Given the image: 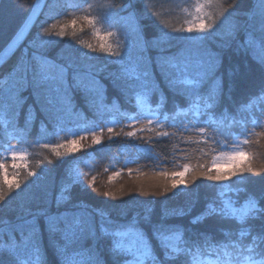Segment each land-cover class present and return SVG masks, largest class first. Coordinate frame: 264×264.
<instances>
[{"label": "snow or ice", "instance_id": "1", "mask_svg": "<svg viewBox=\"0 0 264 264\" xmlns=\"http://www.w3.org/2000/svg\"><path fill=\"white\" fill-rule=\"evenodd\" d=\"M143 4L142 13L128 11L132 8L131 0L127 4L115 2V0H38L32 7L23 25L13 37L11 44L5 51H11L18 46L29 34L30 29L36 23L37 18L47 7L48 11L43 13L45 20L51 18L53 22L48 26H43L41 21L40 32L37 38L29 42V46L36 49H45L56 42L55 38L69 36L70 43L89 49L90 52H82L87 59L95 58L93 53H106L109 57L118 58L123 69V77L129 81H136L138 84H129L134 89L136 111L132 113L121 112L116 101L111 106L104 103L103 89L99 82L91 75L74 73V87H83L86 92L96 93L92 105L95 107L96 120L87 121L79 112L74 111L72 103L71 88L67 83V72L72 68L73 62L66 65H57L42 55H32V61L38 65V70L32 72L31 80L28 79L30 62L22 58L12 77V84L4 89L9 93V97H15L23 87H31L33 93L40 102L42 111L49 113L52 131L48 132L44 123L41 122V134L33 140H29L30 125L34 118L33 110L29 109V117L23 129L16 125V111L14 105H0V204L6 197H10L13 192L21 190V185H28L25 181L29 177H34L32 183L43 178L48 169L45 167L37 174L34 168H29L27 157L30 154L29 148H42L50 150L55 157L60 158L79 151L83 145L80 141L91 136L92 144H100L103 138L105 127L103 125H116L121 120L127 119L132 122V131L124 133L126 137L137 136L138 131H144L145 127L136 128L137 123L145 122L148 130H152V125L162 128L164 124L172 127L180 126L183 131H194L199 139H187L197 145L203 144L208 148L206 153L200 149L201 155H208L216 152L217 147L228 149L219 151L212 156V166L205 169L204 165L190 166L185 163L182 170L169 173L160 172L162 177H170V187L166 185L164 192L170 189H177L184 185L186 190L188 180L185 178L190 171L193 172L192 180L197 178L196 168L200 177L208 181L224 182L230 181L233 176L238 177V181H243L242 173L245 171H257L250 163L245 164L249 158V153L244 151L242 146L249 145L254 135L264 136V132L256 133V128L264 129V108H260L255 103L264 99V86L261 87L256 96L249 97L247 102L233 104V110L224 107L221 109V97L224 92L223 79L215 75L219 68V59L216 54L205 51L198 52L195 57L180 54L169 57H158L157 62L162 71L166 67L171 71L163 72L168 87L184 98L182 105L173 101L171 109H168V98L151 78V73L147 68L145 58L137 55L132 59L133 49L137 53L146 51L148 44L159 46L167 44L172 40H184L190 46L199 48L201 42L211 35L215 30L217 21L224 17L227 19L235 13L236 0L231 4H225V0H166L168 7L161 11L162 7L158 0H139ZM257 7L260 9L259 27H253L249 22L254 19L252 13H246L248 21L243 24H234L233 31L243 30L245 39L240 47L260 46L264 47V0H259ZM128 12L127 15L122 13ZM177 12L184 16L183 22L173 23L171 13ZM227 14V16H226ZM142 19H151L155 22L159 35L152 41H145L143 30L140 24ZM223 23V21H221ZM87 25L92 30V34L97 38L98 43L93 45L78 37V32H83ZM99 26V27H98ZM185 33L195 35L186 36ZM258 33V35H257ZM231 34V32L229 33ZM115 37V42H108ZM123 37V39H121ZM163 51V48H161ZM187 51H191L189 48ZM27 49L25 50V56ZM55 68V74L50 72ZM211 77V87L208 91L202 92V85ZM8 78L0 80V86L6 83ZM87 81V83H85ZM17 85L20 87L18 88ZM231 89L229 88V92ZM153 93H159V101L155 107L149 102ZM16 101L15 103H20ZM255 108V110H254ZM71 118V120H69ZM82 121V122H81ZM73 127L69 128L68 124ZM238 129V131L236 130ZM83 132L85 135H80ZM109 139L115 133L113 127H107ZM61 133L71 135L73 138L64 140ZM158 137H170L175 133L159 131ZM244 139H240V136ZM221 137L231 138V144ZM55 138L58 143H43L44 139ZM17 141L16 144L11 141ZM151 140V138H149ZM141 152L153 154V149L149 144H145L139 149ZM158 158V157H157ZM36 161V167L44 164V160ZM6 160H11L13 171L9 173ZM19 161V163H18ZM52 161L49 159L48 164ZM221 163L234 165L228 172L221 170ZM19 169H24L25 175L21 179ZM131 173V169H129ZM87 173L79 168L68 173L67 182L62 184L61 200L70 199L71 188L75 184H83ZM95 177H92L90 184H95ZM87 187V185H84ZM219 191L217 197L209 201L204 210L194 216L190 224L196 226L205 220L216 217L221 223L220 233L223 240H216L208 232H193L192 228L181 224H168L165 221L170 216H184L191 212V207L187 209H175L166 211L157 223H152L149 214L143 217V222L149 226L145 232L140 226L138 218L121 224L113 220L104 210H94L100 217L99 233L100 237H110V253L113 257H121L122 260H115L113 264H264V195L257 198L254 194H247V199L241 206H237L236 201L225 198L227 193L246 192L244 188H233L230 184L220 183L217 185ZM163 194V193H161ZM19 195V192H17ZM106 197L115 198L116 193L107 191L103 193ZM217 200L219 202H217ZM83 211L66 212L58 215H47L46 213L31 214V220L24 219L22 224L9 225L8 221H0L7 226L8 241H0V250H5L12 257V264H43L42 253L39 247V231L36 226V215L46 216V225L49 232L62 231L66 241L64 247L57 249L63 260V264H103V261L89 250L85 258L82 252H73L70 256L66 254L67 248L85 238L91 236L94 240L96 226L93 223L92 213L87 211V206L76 205ZM261 220L259 229L252 221ZM63 228H60V224ZM27 230V235H25ZM19 231L20 241L17 242L14 235ZM31 250V257L24 259L21 251ZM76 257H80L79 260ZM0 264L4 261L0 259Z\"/></svg>", "mask_w": 264, "mask_h": 264}, {"label": "trees", "instance_id": "2", "mask_svg": "<svg viewBox=\"0 0 264 264\" xmlns=\"http://www.w3.org/2000/svg\"><path fill=\"white\" fill-rule=\"evenodd\" d=\"M97 1L102 2V0ZM34 2L35 0H0V52L22 26ZM115 2L127 4L129 0H115ZM232 2L233 0H225L226 5ZM131 3L132 8L128 11H135L138 14L142 13L143 4L139 0H131ZM158 3L162 5L158 9L161 11L169 6L166 0H158ZM258 3L259 0H236L234 15L227 19L221 17L217 21L215 30L211 35H207L199 45V48L188 45L184 40H172L159 46H152L149 43L143 53H137L133 49L132 59L135 60L137 55L145 58L152 80L159 87L160 92L168 98L166 106L168 109H171L173 101H177L182 105L185 101L183 97L175 95L168 87L163 72L171 70L165 67L162 71L157 58L175 56L182 51L185 55L190 54L193 57L198 52L203 53L205 51L217 55L220 63L215 75L222 77L224 86V92L221 97V109L227 107L229 111H232L233 104L247 102L249 97L257 95L261 87L264 86V47L256 45L240 47L244 42L245 33L243 30L233 31L232 26L248 21V16L245 14L252 13L254 19L249 23L253 27L258 28L260 21ZM47 11L48 9L45 7L43 13ZM122 14L127 15L128 12L126 11ZM171 15L174 18L173 23L179 24L184 20V16L177 12H173ZM41 21H44L43 26L45 27L53 22L51 18L45 20V16L42 14L28 38L0 68V80L8 78L7 82L0 86V105H14L17 113L16 125L21 129L25 127V122L29 117V109L33 110L34 118L30 125L29 140L34 141L41 134V122L44 123L48 132L52 131L49 113L41 109L44 100L41 98V101L38 102L31 87H23L18 92V95L12 98L9 97V93L4 91V89H7L12 84V75H14L22 58H26L30 62L31 67L28 72V79L29 81L31 80L32 72L38 70V65L32 61L33 54L42 55L57 65H66L69 61L73 62L74 66L67 72V83L71 88L74 111L81 113L87 121L97 119L95 107L92 105L96 93L86 92L83 87H74L73 75L77 72L85 75L90 74L92 78L99 82L100 87L103 89L104 103L106 105L111 106L115 100L121 112L132 113L136 111V102L133 96L134 89L130 88L129 84H138V82L129 81L123 77L122 65L118 62V58L109 57L106 53H93L92 55L95 58L87 59L82 55V52H90V50L76 44L75 41L70 43L71 38L69 36L55 38L56 42L45 49L30 47L29 42L35 40L40 32ZM140 24L145 41L150 42L159 35L153 20L142 19ZM230 32L231 34H229ZM184 35L191 36L194 34L185 33ZM78 37L86 42H91L93 45L98 43L97 38L92 34L91 28L87 25H85L83 32H78ZM161 48H163V51H161ZM189 48L191 49L190 52L187 51ZM26 49L27 55L25 56ZM50 72L55 74L56 69L51 68ZM214 78H209L202 85V92L209 90ZM17 87L19 88L20 86L17 85ZM229 88L231 89L230 92ZM17 100L21 102L15 103ZM158 101L159 93H153L149 98V102L153 107ZM255 103L258 107L264 108V99ZM131 124L132 122L127 119L121 120L116 125L109 124L105 126L101 124V126L105 127V131L100 144H92L91 136L89 135L85 140L80 141L84 147L79 151L60 158L55 157L47 149L39 147L29 148V153H36L27 157L29 168H34L37 174L45 167L48 171L42 179L37 180L35 183L31 182L35 178L29 177L25 181L28 186L25 187L22 184L21 190H17L19 195H17V192H13L10 197H6V200L0 204V221H8L9 225L15 226L22 224L24 219L31 220L33 218L32 215H26V213H46L47 215L55 216L66 212L83 211V209L75 206L86 205L87 211L92 213L98 239L94 240L91 236H85L82 240L71 244L67 248L66 254L70 256L73 252H82L86 258L89 250H92L103 261V264H113L114 259L122 260L123 258L113 257L110 253V237H100V217L95 214L94 210L102 209L106 211L111 219L119 221L121 224L131 221L133 218H138L139 226L145 232H148L149 226L143 222L146 210L151 222L157 223L166 211L171 212L175 209H185L187 211L191 207V212L187 215L170 216L165 222L190 227L193 232H208L216 240H223L224 237L220 233L222 225L216 217H211L196 226L190 224L191 219L203 211L209 201L216 198L210 197L201 182H197L193 189L194 193L189 197V194L187 195L189 185L183 191L180 188L181 186L177 189H170L166 193L160 192L158 189L159 186L164 188L161 186V179L163 178L159 175L160 172H175L177 162L179 166L183 162L190 166H197L196 161H187L180 153L184 151V155L197 154L196 144L187 139V137H192L193 140L199 139L196 133L194 131H183L180 126L172 127L169 124H164L162 128H157L153 124L151 126L152 130H148L145 122H141L137 123L135 127H145V130L138 131L136 137L129 138L124 133L133 130V127L130 126ZM68 127L72 128V123H69ZM107 127H113L114 132L120 133V135H112V138L109 139ZM236 130L238 131V129ZM159 131H168L169 133H175V135L158 137L156 133ZM60 135L64 140L73 138L70 134L61 133ZM80 135H85V133L81 132ZM221 139L231 144V138L221 137ZM240 139H244V137L241 135ZM58 142L61 141L51 138L44 139L40 143L55 144ZM11 143L16 144L17 141L13 140ZM145 144L151 146L153 154L139 151ZM251 147L253 146L251 145ZM217 150H221V148L217 147ZM45 157L47 159L44 160V164L36 167V161ZM254 158L257 163L253 167L259 170L258 180L252 181L251 179L254 178L250 177L249 175L251 174L247 171L244 174L245 180L240 188H244L247 192H251L259 198L264 195V150ZM49 159L52 161L51 164H48ZM5 163L8 165L9 173H11L13 171L10 166L11 160H6ZM77 168L87 173V176L84 177L83 184L73 185L70 194H66L70 195V199L61 200L62 184L67 182L68 173ZM129 169H131V173H129ZM200 170V168H196V173ZM19 171L21 179H23L25 171L24 169H19ZM92 177L96 178L95 184L89 183ZM166 178L164 177V179ZM84 185H87V187ZM145 186L149 187V189L144 188L142 190ZM107 191L116 193L115 198L104 196L103 193ZM124 192L129 193L126 194ZM217 202L219 201L217 200ZM243 202L242 198L238 199L237 206H241ZM261 207H264V203L261 204ZM252 223L259 229L262 221L255 220ZM36 226L39 231V247L43 264H63V260L57 251L59 247H64L66 244L62 231L49 232L45 215H36ZM60 228H63L62 223ZM14 235L17 242H19V231L15 232ZM25 235H27V230H25ZM8 239L7 226L0 223V241L7 242ZM21 257L29 259L31 250H22ZM0 259L4 261V264H12V257L5 250H0ZM76 259L79 260L80 257H76Z\"/></svg>", "mask_w": 264, "mask_h": 264}, {"label": "rangeland", "instance_id": "3", "mask_svg": "<svg viewBox=\"0 0 264 264\" xmlns=\"http://www.w3.org/2000/svg\"><path fill=\"white\" fill-rule=\"evenodd\" d=\"M97 2L99 3V1H97ZM121 39H123V37H121ZM108 42L114 43L115 42V37L110 38ZM12 77H13V75H12ZM9 87L10 86H8L7 88H9ZM255 132L258 134L260 132H264V129L257 128V129H255ZM251 145L253 147H251ZM201 148H203L206 153L208 152V148L205 145H203V144L197 145L196 144V150H197V154L196 155H193L192 153H190V155H184L183 154L184 151L180 152V153L182 154L183 158H186L185 160H187V161H196L197 162L196 165H204L205 169H207V168H210L212 166V156L217 155V153L219 151H227L228 150V149H221V150H217L214 153L212 152V153H210L208 155H201V152H200ZM242 148H243L244 151H247L250 154L249 158L246 160L245 164H249L250 163L252 166H255L257 162H256V159L254 157H257L259 155V153L264 150V136L254 135L252 137V142L249 145H247V147H246V145H243ZM185 160H183V161H185ZM184 163L185 162H183L182 165ZM182 165L179 166L178 162H177V165H176L177 168L175 169L176 170L175 172L181 171L182 170ZM219 167L221 168L222 171L228 172L231 168H234V165L221 163L219 165ZM245 172H247V171H245ZM245 172L242 173V176L244 177L243 181L245 180V175H244ZM258 173H259V170L255 171V172H250L251 175H249V176L254 178V179H251L252 181L258 180L257 179L258 175H259ZM193 174H194L193 172H189L188 174H186V177H185L188 180V184L187 185H189V190H187V195L189 194L188 197L191 194L194 193L193 189H194V186L197 184V182H201L202 183V185L206 188V191L210 194V197H212V198L217 197V192L219 191L217 185L220 184V183L230 184L233 188H237V187L240 188L241 184L243 183V181L242 182L238 181V177L237 176H233L230 181H224V182L208 181L206 178L200 177L198 175V173H195L197 175V178L195 180H192ZM162 178L163 179H161V181H162L161 186L165 187L166 184H168V186L170 187L171 178H169V177H167L166 179H164V177H162ZM164 182H165V184H164ZM144 188L149 189V187L145 186V187H143L142 190H144ZM180 188L183 189L184 185H181ZM158 189L160 190V192H164V188H161L159 186ZM124 193L128 194L129 192H124ZM247 194H253V193L247 192V191L246 192H241V193H234V192L233 193H227L225 198L226 199L227 198H231L232 200L236 201V204H237V201L240 198H242L243 201H245L247 199Z\"/></svg>", "mask_w": 264, "mask_h": 264}, {"label": "water", "instance_id": "4", "mask_svg": "<svg viewBox=\"0 0 264 264\" xmlns=\"http://www.w3.org/2000/svg\"><path fill=\"white\" fill-rule=\"evenodd\" d=\"M38 2V0H35L34 2V5ZM45 2L47 3L48 0H45ZM33 5V6H34ZM45 9V8H44ZM43 9V11H44ZM43 13V12H42ZM41 13V14H42ZM41 14L39 15V17L41 16ZM39 17L37 18L36 22L38 21ZM36 24V23H35ZM35 24L33 25V27L35 26ZM23 25V24H22ZM33 27L30 29L29 31V34L31 33ZM21 28V27H20ZM19 28V29H20ZM18 32V31H17ZM29 34L27 35V37L29 36ZM16 35V34H15ZM14 35V36H15ZM13 36V37H14ZM13 37L12 39L7 43V45L2 49V51L0 52V68L14 55V53L18 50V48L21 46V44L27 39V37L25 39H23V41L21 43L18 44L17 47H15L13 50L11 51H5L6 49H8L9 45L11 44L12 40H13Z\"/></svg>", "mask_w": 264, "mask_h": 264}]
</instances>
